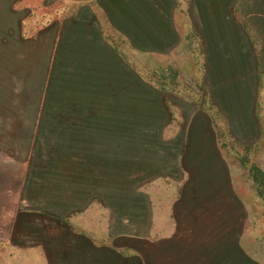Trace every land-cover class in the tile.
<instances>
[{
	"label": "crops",
	"instance_id": "crops-1",
	"mask_svg": "<svg viewBox=\"0 0 264 264\" xmlns=\"http://www.w3.org/2000/svg\"><path fill=\"white\" fill-rule=\"evenodd\" d=\"M262 131L264 0H0L9 260L235 264L222 139Z\"/></svg>",
	"mask_w": 264,
	"mask_h": 264
},
{
	"label": "rangeland",
	"instance_id": "rangeland-1",
	"mask_svg": "<svg viewBox=\"0 0 264 264\" xmlns=\"http://www.w3.org/2000/svg\"><path fill=\"white\" fill-rule=\"evenodd\" d=\"M182 60H184V70L181 83L193 86V82L187 79V73H189L187 70H190L189 56H185ZM182 84H179L174 92L181 97L198 100L197 95L193 96L192 91ZM138 122L139 130L143 131L147 120L139 119ZM222 143L225 144L224 152L227 153L225 156L228 162L229 178L234 182V198L230 196L226 206L231 208L229 216L233 214L236 224L234 235L239 247L236 248L238 252L235 253V264H264V198L257 196L255 185L249 174V168L252 165L264 172V131L259 143L250 149H244L235 144L229 136L223 137ZM166 190L169 191V188ZM166 200L169 201V197ZM159 202L161 204L162 199ZM8 253L0 248V264H34L26 263L31 256L27 255V258L22 259L23 263H18L19 258L13 255L9 260Z\"/></svg>",
	"mask_w": 264,
	"mask_h": 264
},
{
	"label": "trees",
	"instance_id": "trees-1",
	"mask_svg": "<svg viewBox=\"0 0 264 264\" xmlns=\"http://www.w3.org/2000/svg\"><path fill=\"white\" fill-rule=\"evenodd\" d=\"M176 76V73L174 74V77ZM244 149H250L251 147L242 146ZM249 174L251 177L252 182L255 185L257 196L260 198H264V172L258 168L255 165H252L251 168H249Z\"/></svg>",
	"mask_w": 264,
	"mask_h": 264
}]
</instances>
